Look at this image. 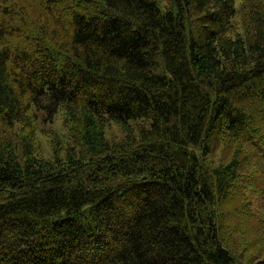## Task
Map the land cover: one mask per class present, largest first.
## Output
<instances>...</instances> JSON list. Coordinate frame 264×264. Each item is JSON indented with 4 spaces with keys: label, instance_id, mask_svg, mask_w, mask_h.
<instances>
[{
    "label": "trees",
    "instance_id": "trees-1",
    "mask_svg": "<svg viewBox=\"0 0 264 264\" xmlns=\"http://www.w3.org/2000/svg\"><path fill=\"white\" fill-rule=\"evenodd\" d=\"M0 264H264V0H0Z\"/></svg>",
    "mask_w": 264,
    "mask_h": 264
},
{
    "label": "rangeland",
    "instance_id": "rangeland-1",
    "mask_svg": "<svg viewBox=\"0 0 264 264\" xmlns=\"http://www.w3.org/2000/svg\"><path fill=\"white\" fill-rule=\"evenodd\" d=\"M237 7H239V3H237ZM234 20L239 22V15L237 14L235 17H234ZM50 129V124L46 125L44 124L43 125V130L42 131H45L47 129ZM51 128L58 131L63 138H66V130H65V126L63 124V114L62 112H58L56 114V117H55V122L51 124ZM116 131H118V127L114 124L112 126V128L110 127H107V131H106V135L108 137L112 136ZM41 148H42V151L44 154H49L51 151V147H50V143H49V140L47 138V135H45L44 133H42L41 135Z\"/></svg>",
    "mask_w": 264,
    "mask_h": 264
}]
</instances>
